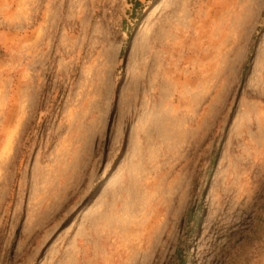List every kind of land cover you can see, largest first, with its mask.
I'll return each mask as SVG.
<instances>
[{
	"label": "rangeland",
	"instance_id": "1",
	"mask_svg": "<svg viewBox=\"0 0 264 264\" xmlns=\"http://www.w3.org/2000/svg\"><path fill=\"white\" fill-rule=\"evenodd\" d=\"M0 264H264V0H0Z\"/></svg>",
	"mask_w": 264,
	"mask_h": 264
},
{
	"label": "bare ground",
	"instance_id": "2",
	"mask_svg": "<svg viewBox=\"0 0 264 264\" xmlns=\"http://www.w3.org/2000/svg\"><path fill=\"white\" fill-rule=\"evenodd\" d=\"M142 118L145 120L141 131L134 133L132 138L138 143V147L133 150L128 163L125 174L127 181L125 185L120 189L108 190L105 194L107 199L106 213L102 217L96 219V224L106 225L107 228H114L120 231L127 228H133L135 218L141 212L142 205L144 203V197L142 196V185L138 181L133 179L135 176L146 177L149 172L155 166V161L160 154L169 153L170 148L168 145L174 141L175 128L171 125L169 115L165 111L151 115L148 111L143 112ZM132 178V179H130ZM126 184L128 186H126ZM119 191L129 197L125 206L122 209L118 208V205L114 204V197ZM116 203V202H115ZM118 208V209H117ZM126 215L130 220L129 224L123 223L121 218ZM152 227V223H148V229ZM150 250L154 249V245L149 246Z\"/></svg>",
	"mask_w": 264,
	"mask_h": 264
}]
</instances>
